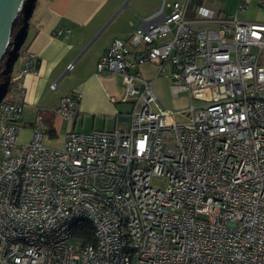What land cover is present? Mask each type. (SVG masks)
Segmentation results:
<instances>
[{"label": "built area", "instance_id": "1", "mask_svg": "<svg viewBox=\"0 0 264 264\" xmlns=\"http://www.w3.org/2000/svg\"><path fill=\"white\" fill-rule=\"evenodd\" d=\"M209 1L223 0H197L193 13L191 0L169 14L163 5L133 33L135 49L115 39L100 56L97 73L119 75L132 103L126 127L68 130L61 148L36 127L19 142L23 77L37 58L11 73L15 99H0V264H264V21L239 17L252 0L233 14ZM148 63L175 96L188 93L177 111L186 120L143 77ZM81 97L61 99L64 119ZM85 221L94 242L74 234Z\"/></svg>", "mask_w": 264, "mask_h": 264}, {"label": "crops", "instance_id": "2", "mask_svg": "<svg viewBox=\"0 0 264 264\" xmlns=\"http://www.w3.org/2000/svg\"><path fill=\"white\" fill-rule=\"evenodd\" d=\"M175 1L184 0H36L18 41L20 49L26 43L24 50L22 54L18 50L10 64L11 76L17 61L18 72L26 66L25 56L37 58L36 73L23 77L26 105L19 120V142L30 141L36 127L44 130L47 146L61 148L68 130L110 131L128 126L132 103L124 100L122 79L117 74H98L97 62L115 39L135 49L131 42L135 30L145 26L147 18L163 5L164 13H171L168 4ZM195 1L191 0V13L196 9ZM224 1L227 0L209 1L206 5L214 11L236 13L238 0H233L232 9L224 8ZM239 17L264 21V11L252 0ZM61 29L70 31L66 36H58ZM141 71L144 78L152 80L162 103L164 90H171L170 78L151 63L144 64ZM12 90L9 79L2 97L15 99ZM73 92H80L82 97L74 107L76 116L66 120L58 109L61 99Z\"/></svg>", "mask_w": 264, "mask_h": 264}, {"label": "rangeland", "instance_id": "3", "mask_svg": "<svg viewBox=\"0 0 264 264\" xmlns=\"http://www.w3.org/2000/svg\"><path fill=\"white\" fill-rule=\"evenodd\" d=\"M232 2L233 0H227L224 1V3L222 4V6L226 9H232ZM34 6V0H26L25 1V8H23L20 12V14H22L23 12H26L27 15L30 14V12L32 11V8ZM250 15L251 11L248 12ZM247 15V14H246ZM13 41V40H12ZM19 42L17 40L13 41V45L9 47L8 52L4 58L3 64H2V69H1V79H0V99L2 98V96H4L5 93V89L9 83V79H10V64L11 62L14 60L16 54H17V47H18ZM26 43H24L23 45H21V49L19 51V54L23 52L24 47H25ZM18 62L16 63V65L14 66V70H13V75L16 74V70H17V66H18ZM164 101H162L163 105L170 109V110H174V113L176 112L174 119L178 122L184 121L186 120V115H183L181 113H177V111H181L184 110L185 108H187L188 106H190L191 104V100L189 98V95L187 92H179V94L177 96H175L171 90H169L168 88L166 90H164ZM195 105H198V101H194ZM0 121H1V117H0ZM0 130H1V122H0ZM154 185L156 186H161L164 187L166 185L165 179L164 178H157L154 180Z\"/></svg>", "mask_w": 264, "mask_h": 264}, {"label": "water", "instance_id": "4", "mask_svg": "<svg viewBox=\"0 0 264 264\" xmlns=\"http://www.w3.org/2000/svg\"><path fill=\"white\" fill-rule=\"evenodd\" d=\"M25 1L26 0H0V71L8 49L13 45L12 33L14 24L21 10L25 8ZM35 1L36 0H34V2ZM31 12L26 18L30 17ZM19 45L20 44H18V47ZM9 71H11V69Z\"/></svg>", "mask_w": 264, "mask_h": 264}, {"label": "trees", "instance_id": "5", "mask_svg": "<svg viewBox=\"0 0 264 264\" xmlns=\"http://www.w3.org/2000/svg\"><path fill=\"white\" fill-rule=\"evenodd\" d=\"M27 13L19 14L13 28L12 40L19 41L23 34ZM74 234L80 237L84 243L94 242V229L89 222H80L74 228Z\"/></svg>", "mask_w": 264, "mask_h": 264}]
</instances>
